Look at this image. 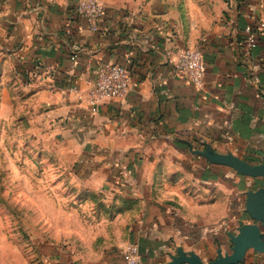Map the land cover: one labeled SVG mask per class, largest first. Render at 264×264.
<instances>
[{"label":"crops","instance_id":"0c3cea01","mask_svg":"<svg viewBox=\"0 0 264 264\" xmlns=\"http://www.w3.org/2000/svg\"><path fill=\"white\" fill-rule=\"evenodd\" d=\"M76 1L0 0V89L24 91L29 132L62 144L73 172L124 206L107 250L55 244L44 264H123L129 245L143 264L231 255L264 177L205 154L264 163V37L249 47L245 33L264 23V0H101L96 31ZM186 48L202 53L201 91L175 69ZM108 63L126 67L129 92L92 113L87 91ZM239 264H264V253L248 249Z\"/></svg>","mask_w":264,"mask_h":264},{"label":"rangeland","instance_id":"374dc122","mask_svg":"<svg viewBox=\"0 0 264 264\" xmlns=\"http://www.w3.org/2000/svg\"><path fill=\"white\" fill-rule=\"evenodd\" d=\"M24 94L0 89V264H44L55 244L107 250L117 242L123 204L81 180L62 144L29 132L27 112L16 102ZM9 97L12 104H4Z\"/></svg>","mask_w":264,"mask_h":264},{"label":"built area","instance_id":"2783aa9c","mask_svg":"<svg viewBox=\"0 0 264 264\" xmlns=\"http://www.w3.org/2000/svg\"><path fill=\"white\" fill-rule=\"evenodd\" d=\"M76 13L85 19L91 29L97 30V21L104 15L105 8L101 0H77ZM247 45L253 46L257 36L264 37V23L256 28L245 29ZM175 69L183 74L195 90L204 89L205 64L199 50L186 48L181 50L175 61ZM130 74L126 67L118 63H108L98 66L96 78L92 87L87 91L86 102L92 113H97L102 103L123 99L129 92ZM77 92L76 88L70 89ZM223 225L219 224L221 228ZM123 264H143L139 249L129 245L123 251Z\"/></svg>","mask_w":264,"mask_h":264},{"label":"water","instance_id":"95a60500","mask_svg":"<svg viewBox=\"0 0 264 264\" xmlns=\"http://www.w3.org/2000/svg\"><path fill=\"white\" fill-rule=\"evenodd\" d=\"M205 155L210 160L229 166L243 175L252 178L264 177V163L260 166H252L233 156L222 157L208 153ZM245 207L247 214L254 223L241 226L239 234L231 238L233 243L231 255H219L210 264H239L243 261L248 249L264 253V188L248 192ZM169 264H202V262L194 254L189 256L181 254Z\"/></svg>","mask_w":264,"mask_h":264}]
</instances>
